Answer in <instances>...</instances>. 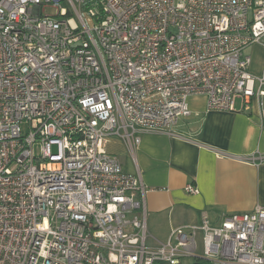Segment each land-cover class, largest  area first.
<instances>
[{"label":"built area","instance_id":"2783aa9c","mask_svg":"<svg viewBox=\"0 0 264 264\" xmlns=\"http://www.w3.org/2000/svg\"><path fill=\"white\" fill-rule=\"evenodd\" d=\"M253 44L264 0H0V264H264L261 205L154 243L142 177L107 148L183 138L193 96L256 102L264 126Z\"/></svg>","mask_w":264,"mask_h":264},{"label":"crops","instance_id":"0c3cea01","mask_svg":"<svg viewBox=\"0 0 264 264\" xmlns=\"http://www.w3.org/2000/svg\"><path fill=\"white\" fill-rule=\"evenodd\" d=\"M246 53L251 73L263 76L264 45L253 44ZM189 104L193 114L175 128L183 138L146 132L139 145L117 137L107 145L127 173L142 177L148 191L149 239L156 244L166 243L176 228L201 225L204 214L220 225L227 215L264 206V159L249 162L251 157L264 158L257 103L247 113L207 112L203 96L190 97ZM188 185L199 194L186 192Z\"/></svg>","mask_w":264,"mask_h":264},{"label":"trees","instance_id":"16d2710c","mask_svg":"<svg viewBox=\"0 0 264 264\" xmlns=\"http://www.w3.org/2000/svg\"><path fill=\"white\" fill-rule=\"evenodd\" d=\"M193 264H209L207 261H204V260H198V261H195V263Z\"/></svg>","mask_w":264,"mask_h":264},{"label":"rangeland","instance_id":"374dc122","mask_svg":"<svg viewBox=\"0 0 264 264\" xmlns=\"http://www.w3.org/2000/svg\"><path fill=\"white\" fill-rule=\"evenodd\" d=\"M150 231L152 232V230H151V229H150ZM148 243H149V244H151L152 242H151V241H149ZM200 249H201V248H200ZM201 252H202V251H201ZM188 262H190V261H187V263H188Z\"/></svg>","mask_w":264,"mask_h":264}]
</instances>
